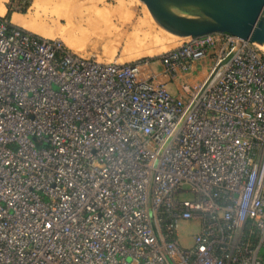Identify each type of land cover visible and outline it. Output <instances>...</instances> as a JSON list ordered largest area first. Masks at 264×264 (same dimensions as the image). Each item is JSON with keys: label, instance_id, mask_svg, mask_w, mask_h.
<instances>
[{"label": "built area", "instance_id": "built-area-1", "mask_svg": "<svg viewBox=\"0 0 264 264\" xmlns=\"http://www.w3.org/2000/svg\"><path fill=\"white\" fill-rule=\"evenodd\" d=\"M0 264H264V51L106 62L0 15Z\"/></svg>", "mask_w": 264, "mask_h": 264}, {"label": "rangeland", "instance_id": "rangeland-1", "mask_svg": "<svg viewBox=\"0 0 264 264\" xmlns=\"http://www.w3.org/2000/svg\"><path fill=\"white\" fill-rule=\"evenodd\" d=\"M1 1L6 8L16 6L15 0ZM145 7L140 0H29L24 12L14 11L20 13L14 15L19 21H24L23 15H26L34 25L49 33L45 38L58 40L57 24L66 27L72 21V32L66 36L79 45L78 54L94 56L100 61L125 62L155 55L181 42L160 30L162 28L153 19L152 23L148 22L150 17ZM136 36L146 38L143 50L146 52L137 50ZM192 230L193 227L185 223L179 226L182 243H187L186 235Z\"/></svg>", "mask_w": 264, "mask_h": 264}, {"label": "water", "instance_id": "water-1", "mask_svg": "<svg viewBox=\"0 0 264 264\" xmlns=\"http://www.w3.org/2000/svg\"><path fill=\"white\" fill-rule=\"evenodd\" d=\"M153 20L178 36L212 32L264 43V0H140Z\"/></svg>", "mask_w": 264, "mask_h": 264}, {"label": "trees", "instance_id": "trees-1", "mask_svg": "<svg viewBox=\"0 0 264 264\" xmlns=\"http://www.w3.org/2000/svg\"><path fill=\"white\" fill-rule=\"evenodd\" d=\"M15 4H16V6H14V8L13 7H7V12H6V16L8 17V19L10 18V14L13 12V11H19V12H24V10L28 7V5H29V0H15ZM24 16V18H25V20L27 21V23L25 22V23H23V24H20L19 23V25H21V26H25L24 28H26V29H28V28H33V29H37L38 31H41V32H43V34H40L39 33V35H41V36H46V37H49V33L48 32H46V31H44V30H41L40 28L41 27H38V26H36V25H34L32 22H31V20L30 19H28L27 17H26V15H23ZM152 20L149 18L148 19V22H150V23H152L151 22ZM71 23L68 25V26H66V27H61V26H59V24H57V28H59V32H58V37H60L67 45H68V43L66 42L67 40H70V41H74V40H72L71 38H69L68 36H66L67 34H69L70 32H72V30H71V24H72V21H70ZM16 23H18V22H16ZM65 25V24H64ZM72 25H74V24H72ZM29 30V29H28ZM36 33V32H35ZM36 34H38V33H36Z\"/></svg>", "mask_w": 264, "mask_h": 264}, {"label": "bare ground", "instance_id": "bare-ground-1", "mask_svg": "<svg viewBox=\"0 0 264 264\" xmlns=\"http://www.w3.org/2000/svg\"><path fill=\"white\" fill-rule=\"evenodd\" d=\"M3 3V2H2ZM145 5V4H144ZM146 6V5H145ZM1 7H2V12H0V15H2V14H4V10H5V6H4V4H2L1 5ZM145 8H147V7H145ZM14 14H19V13H14ZM14 14H12V16L14 15ZM147 14L149 15V17H150V19H153V18H151L152 16L150 15V12L148 11V9H147ZM11 21H12V18H11ZM13 23H15V24H18L19 25V23H16V22H14V21H12ZM74 24V23H73ZM21 26V25H20ZM159 26V25H158ZM23 27V26H22ZM25 27V26H24ZM23 27V28H24ZM27 28V27H26ZM25 28V29H26ZM162 28V27H161ZM29 29V31H31V32H36V33H38V35H39V33L40 34H43V32H41V31H38L37 29H33V28H28ZM27 29V30H28ZM160 30H162L163 32H165V33H168V34H170V35H172L173 37H177V38H179V39H181V41L182 40H184V38L186 37H182V36H178V35H175V34H172V33H170V32H168V31H166V30H164L163 28L162 29H160ZM94 33H96V32H94ZM44 37V36H43ZM60 40H62L60 37H58ZM136 38H137V41L136 42H138V44L139 45H137V50H140V51H143L144 50V48L146 47L145 45H146V43H147V41H146V38L145 37H139V36H136ZM63 41V40H62ZM67 43H68V45L63 41L62 43L64 44V45H66L69 49H71L72 51H74V52H77L78 50H79V48H77L79 45H77V43L75 42V41H70V40H67L66 41ZM259 48H261L263 51H264V43H262V42H254ZM156 48V47H155ZM160 48V47H159ZM164 48H166V45H165V47ZM81 49V48H80ZM146 49V48H145ZM147 49H148V47H147ZM153 49V48H152ZM152 49H150V50H152ZM157 49V48H156ZM162 49V48H161ZM167 49V48H166ZM81 50H83V49H81ZM136 50V51H137ZM155 50V49H154ZM153 50V51H154ZM158 51H160L159 49H157ZM157 50H155V51H157ZM135 50H134V52H136ZM155 51H154V53H155ZM143 52H146V51H143ZM162 52V51H161ZM140 54H142L141 52H139ZM160 53V52H159ZM135 54H138V53H135ZM143 54H145V53H143ZM158 54V53H157ZM151 55V54H150Z\"/></svg>", "mask_w": 264, "mask_h": 264}, {"label": "crops", "instance_id": "crops-1", "mask_svg": "<svg viewBox=\"0 0 264 264\" xmlns=\"http://www.w3.org/2000/svg\"><path fill=\"white\" fill-rule=\"evenodd\" d=\"M0 3L3 4L1 0H0ZM1 4H0V12H2V10H3L2 7H1ZM6 12H7V8L5 7V10H4V14H3V15H6ZM14 13H17V12H14V11H13V12L10 14V18H9L10 20H11V18H12V14H14ZM19 14H20V13H19ZM21 15H23V14H21ZM15 16H16V15H13L12 21H14V22H18V23H20V24H23V23H25V22L27 23L26 20H24V21H22V20L19 21L18 19L15 18ZM24 19H25V18H24ZM12 21H11V22H12ZM40 36H41V35H40ZM42 37H43V36H42Z\"/></svg>", "mask_w": 264, "mask_h": 264}]
</instances>
